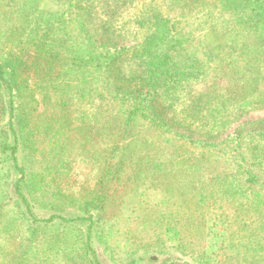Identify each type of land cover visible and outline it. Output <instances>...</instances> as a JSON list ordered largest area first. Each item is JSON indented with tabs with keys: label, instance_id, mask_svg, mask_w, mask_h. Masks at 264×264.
Returning a JSON list of instances; mask_svg holds the SVG:
<instances>
[{
	"label": "rangeland",
	"instance_id": "rangeland-1",
	"mask_svg": "<svg viewBox=\"0 0 264 264\" xmlns=\"http://www.w3.org/2000/svg\"><path fill=\"white\" fill-rule=\"evenodd\" d=\"M235 1L0 0L25 193L39 218L93 216L101 264H264V162L234 158L264 119V55ZM8 103L0 87V264H90L87 224L20 212Z\"/></svg>",
	"mask_w": 264,
	"mask_h": 264
},
{
	"label": "trees",
	"instance_id": "trees-1",
	"mask_svg": "<svg viewBox=\"0 0 264 264\" xmlns=\"http://www.w3.org/2000/svg\"><path fill=\"white\" fill-rule=\"evenodd\" d=\"M86 1H94V0H86ZM131 2L136 1H142V0H129ZM144 1V0H143ZM167 1V0H166ZM169 1V0H168ZM187 0H170V3L167 4L168 8H171L170 5L173 4H178V5H182L184 4L183 2H185ZM103 5L100 8V5L95 4V7L97 9L100 8V10L105 11L107 9H109L112 5V0H102ZM260 2H264V0H236L235 2H233V6L230 3L228 5V7L231 5V16L235 17V20L239 21L237 15L243 13L245 11V13L248 15L249 14V22H251L253 24L254 27H256L259 31L260 34L258 32H256L257 37L259 39H257V45L259 47V54L264 55V6H262V3ZM113 3L115 4V7L118 6L117 0H113ZM141 3V2H140ZM165 4V3H164ZM166 5V4H165ZM251 14V15H250ZM109 17V16H108ZM251 23L248 22H244V24L242 25V30L243 32H246V30L248 29V27L250 26ZM160 27H165L164 29L161 30V32H164L166 30V28L168 29V20H166L164 22V24H161L159 26ZM247 33V32H246ZM117 59V56H113V62ZM263 61H264V57H263ZM110 62H112V60H110ZM114 68L113 63H111L110 65H108V67ZM158 70L156 68V66H152V64L150 65L149 70H147V76L148 79L151 78V73H155V71ZM262 74L259 73L257 75V77H260ZM15 78L16 76L12 75L10 73V70L7 68V66L4 63V59H2L0 57V87L2 89H4L6 95H8L9 98V103H8V107H9V127L11 129V131L13 132V143H9L6 142L4 144L1 145V153L5 155L6 160L8 161L9 165L11 166V168L17 173L19 174L22 178H17L12 185V190H11V194L14 197L15 201L20 205L21 209L20 212L23 214V216L26 218V220L30 223L32 222L33 224L36 223H40V224H44V225H48V224H55V222L58 220L59 222L62 223H69V224H87V228H88V236H86L85 239V255L86 256H90L91 257V261L90 264H101V262L98 259V256L96 254V251L94 250L92 243H91V233L93 230V225H94V218L93 216H77V217H70V216H65L62 214H54L49 216V218H39L38 214L34 211L33 208V204L30 202V199L28 198L27 194L25 193V186L24 183L27 182L29 180V177L27 175V172L25 171V168L21 166V159L19 156V142H20V138L18 135V130H17V122L15 121V111H16V107H15ZM112 84V82H111ZM138 94V96L136 97V101L138 102V100H140L139 98L143 95V92L140 90H127L126 92L122 93V101H128L131 100L132 97L135 98L134 94ZM223 102V101H222ZM150 105L147 106H143V109H147L150 110V108H148ZM144 111V110H141ZM200 111L194 112L193 114L195 115L194 119H196L199 114ZM199 113V114H198ZM134 114V116L136 114H138V116L140 115V113L135 114L134 111L131 112V116ZM143 114V113H142ZM198 115V116H197ZM137 116V115H136ZM128 119V125H132V121L133 118ZM132 120V121H131ZM131 121V122H130ZM172 121V120H170ZM138 124V123H137ZM136 124V126H137ZM254 131H251V138L249 140L248 144L242 143L243 145V149L245 153L241 154L239 156H235L234 158L236 160H242L247 159V161L249 162V164L251 165H255L254 162L257 163H261V161L264 162V119L259 120L257 122H254ZM160 126V131L164 129V127L166 126L165 124H159ZM125 127L127 128V123H125ZM134 127V126H133ZM172 140H175L177 138H173L170 137ZM235 139L228 136V139L225 140L224 142H221L218 145H214L212 146V150L211 151H215V150H220L219 149L221 146H226V144L229 145H233L235 144ZM241 149V148H240ZM216 151V152H218ZM242 151V150H241ZM247 151V152H246ZM225 154H227V152L225 151ZM254 161V162H253ZM254 169V168H253ZM25 178H27V180L25 181ZM174 264V263H171Z\"/></svg>",
	"mask_w": 264,
	"mask_h": 264
}]
</instances>
